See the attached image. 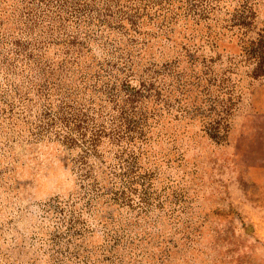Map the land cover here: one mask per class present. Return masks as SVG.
I'll list each match as a JSON object with an SVG mask.
<instances>
[{
	"label": "rangeland",
	"instance_id": "374dc122",
	"mask_svg": "<svg viewBox=\"0 0 264 264\" xmlns=\"http://www.w3.org/2000/svg\"><path fill=\"white\" fill-rule=\"evenodd\" d=\"M0 264H264V0H0Z\"/></svg>",
	"mask_w": 264,
	"mask_h": 264
}]
</instances>
